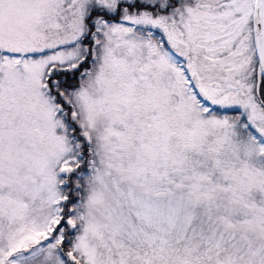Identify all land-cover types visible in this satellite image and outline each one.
Segmentation results:
<instances>
[{"label": "snow or ice", "instance_id": "obj_1", "mask_svg": "<svg viewBox=\"0 0 264 264\" xmlns=\"http://www.w3.org/2000/svg\"><path fill=\"white\" fill-rule=\"evenodd\" d=\"M0 264H264V0H0Z\"/></svg>", "mask_w": 264, "mask_h": 264}]
</instances>
